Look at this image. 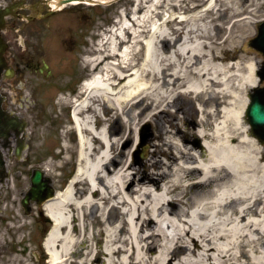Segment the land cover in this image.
<instances>
[{
  "label": "bare ground",
  "instance_id": "bare-ground-1",
  "mask_svg": "<svg viewBox=\"0 0 264 264\" xmlns=\"http://www.w3.org/2000/svg\"><path fill=\"white\" fill-rule=\"evenodd\" d=\"M131 1L130 13L123 8L86 55L93 73L79 103L71 101L77 167L45 203L52 223L43 241L48 263H92L103 255L102 264H264V141L243 123L256 63L243 62V55L230 60L215 48L223 31L214 24L217 17L226 22L235 16L220 44L234 41L233 26L249 31L257 0H203L188 13L184 6L173 11L179 9L174 4L162 19L155 13L162 0ZM219 2L225 7L207 18ZM49 4L66 6L59 0ZM174 20L180 25L170 27ZM140 47L142 58L135 60ZM183 98L203 111V103L226 104L220 119L213 105L207 109L206 120L216 121L211 130H198L201 146L179 144L178 117L168 114L176 131L159 132L151 159L131 171L133 162L120 159L116 147L122 135L113 133L104 113L113 110V118L124 115L130 122L126 145L136 117L149 107L166 114ZM194 111L187 105L186 118L194 120ZM93 223L96 230H90Z\"/></svg>",
  "mask_w": 264,
  "mask_h": 264
},
{
  "label": "rangeland",
  "instance_id": "rangeland-1",
  "mask_svg": "<svg viewBox=\"0 0 264 264\" xmlns=\"http://www.w3.org/2000/svg\"><path fill=\"white\" fill-rule=\"evenodd\" d=\"M25 2L31 4V6H35L33 9L24 8L19 10L24 13L25 16V13H31L32 15L45 14L48 10V6L43 4L42 0H25ZM151 2L152 1L149 0L147 3ZM193 2L196 4L199 3V5L205 3L203 0H180L179 3L176 0H162L158 3L155 13L158 18L160 17L162 19L167 12H171L170 9L173 8L174 4L177 5L179 9L174 6L175 9L173 11L181 12L182 10L180 8L184 6L186 7L184 12L188 13L189 7ZM132 6L131 0L68 4L61 10L45 18L47 21L51 22V27L49 29L46 28L42 34L37 33L31 40L26 41L33 44L34 47H40L44 51L39 58L42 60L44 58L48 62L51 69L55 72V75L51 78H47L45 75H40L36 71L35 74H32L31 71L26 70V74L31 76L32 82L29 85L25 84V90H29L32 94V102L9 104H11V109L24 115V117L28 119L29 128L34 136L32 141L33 149L31 151L32 159L28 167L32 166L44 169L46 174L53 179V184L58 189L64 187L65 183L74 172L77 155V141L75 130L72 128L71 118L69 116V103H65L69 99V93L66 90L69 88L71 89L75 85L76 77L85 76L86 74L84 71H80L78 67L79 63L77 62V56L80 46L73 48L68 43L67 39V36L70 34H64L65 30L62 31V29L67 26V29H71L70 31L76 30L81 33L87 32L89 28H91V38L89 37L90 39H86V44L87 46L88 44L90 45L92 54L98 46L97 42L102 38L101 35L109 33V28L114 25L115 19L120 15L121 10L125 8L126 12L129 14L130 12L128 10ZM222 7H225V3L219 2L216 12L207 11V18L212 17L213 14L214 16L218 15ZM254 8V18L249 31H244L240 24H235L233 26L235 39L225 44H220L227 36L228 29L225 25L232 23L236 17L231 15L232 17L228 21L222 22L221 19L216 16L217 19L214 20V24L220 26L223 31L220 38L221 41L219 44H215V48H219L223 54H229L230 60L237 61V57L243 55L245 58L242 60L243 62L251 60L259 64L262 61L260 53L248 42V40L257 33L258 19L264 16V10L259 9L261 7L254 6ZM143 12L144 10L140 11L141 14H143ZM7 19L10 18L8 17ZM65 21H69V23L65 24ZM72 21H76V23H70ZM175 24L180 25L177 20L169 23L170 27H174ZM177 34L181 35L182 33L178 31ZM63 35H65V39L67 40L66 43H64L65 40ZM97 37H99L98 40H96ZM172 47H174L173 44L170 45V48ZM134 54L135 60H140L143 55V48L140 47V50ZM86 69V77H89L91 69L90 67ZM21 84H24V81H22ZM60 89L67 93L66 96L59 94V91H62ZM14 95L15 98H18L16 93H14ZM247 98L250 97L247 96ZM192 104L195 106L196 111H194V120L186 118L188 116L187 105L191 106ZM203 104L204 111L198 107V103H193L184 98L177 99L171 103V108L166 114L159 112L158 115L153 114V108H147L145 112L141 114L140 118L136 117V121L133 122L135 129L130 136V140L125 143L126 145H123L126 136L124 133L128 131V124L130 122L127 124V118H125L124 115L119 118H113L114 111L110 110V113L108 112L109 114L106 113L109 118L108 123L112 127L113 133L118 132L122 135L116 146L118 150L122 149L120 159L133 162L130 168L131 171L143 168L145 160L151 159V152L155 149L156 143L159 142V132L163 135L166 128L176 131L175 127L170 125L169 116H173V114H176L178 117V124L181 128L180 132L176 134V140L179 144H196L199 146V140L201 141L202 137L198 135V130L205 128L209 131L214 121H216L214 117L210 116H208L206 120L207 109L213 105L217 112L216 118L220 119L222 107L226 103ZM142 106L143 104L137 109H134V112L140 111ZM180 107L184 109L182 108L183 110H181ZM28 112L30 114H28ZM201 115L205 117L203 121ZM243 117V123H248V119L244 115ZM137 119H139V121ZM248 125L250 127L249 123ZM187 138L189 139L188 143H186ZM164 146L166 147L167 145ZM98 227L96 223H93V225L90 226V230H96ZM44 237L40 236V234L36 235V228L34 231L32 227L25 224L21 230V240L18 242L22 248H13L10 246L12 240H10L8 227L3 218L0 221V264H49L48 254L42 247ZM99 238L100 241H96L95 244L100 246L103 240L102 234L99 235ZM33 239L36 240L35 244L31 243ZM38 247L39 253L42 255V259L39 258V260L33 255V250ZM103 259V255H100L94 259L92 263L87 262L85 264H102Z\"/></svg>",
  "mask_w": 264,
  "mask_h": 264
},
{
  "label": "flooded vegetation",
  "instance_id": "flooded-vegetation-1",
  "mask_svg": "<svg viewBox=\"0 0 264 264\" xmlns=\"http://www.w3.org/2000/svg\"><path fill=\"white\" fill-rule=\"evenodd\" d=\"M42 3L47 4L46 0H42ZM263 3L264 0H257L256 4H251V7L259 6L261 7L259 9L264 10ZM34 7V5L27 4L25 0H0V48H2L3 56V61L0 63V93L1 103L5 110L2 120L4 124L9 125L10 118L17 116L18 120L22 122L13 124L15 127H10L12 135L8 141L4 138L0 140V143L5 145V167L0 169V221L3 218L6 221L10 240H12L10 246L13 248H22L18 242L21 240V230L25 224L32 227L34 231L36 228V235L40 234L44 237L51 225L44 205L51 192L56 189L53 179L46 176L45 173L42 176L45 187L41 190L34 189L32 177L36 168L28 167L32 159L34 136L29 128L28 119L19 113L24 117L22 119L16 111L11 109V104H9L32 102V94L29 90H25V84L29 85L32 82V78L26 74V70L31 71L32 74H35L36 71L47 78L55 75L48 62L44 58L43 60L39 58L44 51L40 47H34L33 44L26 42L37 33L42 34L46 28L51 27V22L45 19L49 15L48 10L45 14L40 15L25 13L26 16L19 11ZM8 17L10 19H7ZM66 23L69 21H65ZM70 23H76V21ZM67 28L65 26L62 31L65 30L64 34L66 35L70 34L67 39L73 48L80 46L77 56L78 67L80 71L87 74L84 60L86 55L91 53L90 45L86 44V39L91 38V28L87 32L81 33L76 30L70 31L71 29ZM63 37L64 43H66L65 35ZM87 47L90 48L86 49ZM86 74L76 77L75 85L66 90L69 93V99L65 103H70L71 100L78 99L81 95L82 85L87 78ZM22 81L24 84H21ZM14 93L18 95V98H15ZM59 94L66 96L67 93L62 90L59 91ZM28 114L30 113L28 112ZM31 243L35 244L36 240L33 239ZM33 255L37 260L42 259L39 247L33 250Z\"/></svg>",
  "mask_w": 264,
  "mask_h": 264
},
{
  "label": "water",
  "instance_id": "water-1",
  "mask_svg": "<svg viewBox=\"0 0 264 264\" xmlns=\"http://www.w3.org/2000/svg\"><path fill=\"white\" fill-rule=\"evenodd\" d=\"M72 0H59V3H67ZM113 0H109L111 2ZM253 45H255L260 51L264 52V21L259 24V32L258 35L250 41ZM254 74H258L261 78H264V73L261 71H256ZM254 91L250 92V102L246 108V116L252 126L253 132L258 134L262 139H264V87L258 88V86H254ZM2 106L0 103V138L1 136L7 137L10 133L8 128L5 126L6 124L2 121ZM12 121L10 122V124ZM4 161L2 159V154L0 150V168L2 167ZM41 171L36 170L33 176L34 185H40L39 188H43L44 184L41 181Z\"/></svg>",
  "mask_w": 264,
  "mask_h": 264
}]
</instances>
